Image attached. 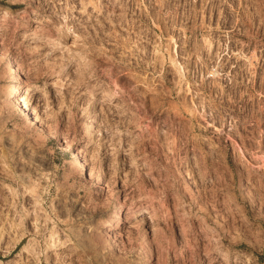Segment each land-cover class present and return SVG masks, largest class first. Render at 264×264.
I'll return each instance as SVG.
<instances>
[{
    "label": "rangeland",
    "instance_id": "374dc122",
    "mask_svg": "<svg viewBox=\"0 0 264 264\" xmlns=\"http://www.w3.org/2000/svg\"><path fill=\"white\" fill-rule=\"evenodd\" d=\"M117 262L264 264V0H0V264Z\"/></svg>",
    "mask_w": 264,
    "mask_h": 264
},
{
    "label": "bare ground",
    "instance_id": "6f19581e",
    "mask_svg": "<svg viewBox=\"0 0 264 264\" xmlns=\"http://www.w3.org/2000/svg\"><path fill=\"white\" fill-rule=\"evenodd\" d=\"M8 63H9V65H8V68H9V70H11L12 72H16L17 73V69H16V67H15V64L13 63V60H12V58L8 61ZM13 74V73H12ZM14 75V74H13ZM17 75V74H16ZM15 75V76H16ZM29 89V88H28ZM17 93V91H12L11 92V94H16ZM17 96V95H16ZM16 102H17V105L18 106H22V101H21V99H20V97H17L16 98ZM25 105V109H27V105L26 104H24ZM74 154H71V156H72V158H74L75 159V156H73ZM76 165H75V167H76V169H82V170H85L86 169V167L84 166V164L82 163V161L80 160V159H76ZM102 168H101V171L100 172H102ZM86 171V170H85ZM53 235V234H52ZM53 237V236H52ZM53 240V246H56L55 245V242H54V239H52ZM59 244H61V243H58L57 244V246L59 245ZM29 245V244H28ZM120 260V259H119ZM120 262V261H119ZM86 264V263H85ZM96 264V263H95ZM116 264H118V262L116 263Z\"/></svg>",
    "mask_w": 264,
    "mask_h": 264
}]
</instances>
